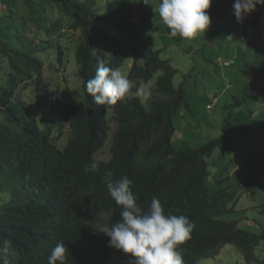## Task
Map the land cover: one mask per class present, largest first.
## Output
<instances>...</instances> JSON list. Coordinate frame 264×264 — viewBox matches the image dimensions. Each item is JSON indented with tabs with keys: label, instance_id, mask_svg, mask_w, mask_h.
Listing matches in <instances>:
<instances>
[{
	"label": "trees",
	"instance_id": "16d2710c",
	"mask_svg": "<svg viewBox=\"0 0 264 264\" xmlns=\"http://www.w3.org/2000/svg\"><path fill=\"white\" fill-rule=\"evenodd\" d=\"M103 1L0 0V59H7L20 75L15 84L31 80L39 93L32 106L22 97L4 96L16 113H22L16 118L22 136L13 153L6 155V181L0 189L12 195L11 182L19 177L27 181L25 172L33 168L32 184L41 187L36 192L44 199L51 197L48 204L61 215L49 221L45 209L36 210L38 199L30 211L19 193L16 200L0 197V214L11 213L0 217L1 242H14L10 264H48L51 249L61 242L68 249L67 264L134 261L131 254L110 247V237L100 232V223H115L121 212L102 182L108 170L115 180L127 176L133 181V192L145 210L158 197L166 213L185 215L195 224L191 238L181 246L184 264H202L225 244H233L248 263L264 264V225L251 230L245 216L234 215L248 209L237 207L239 194H255L253 185L258 186L260 178L229 188L208 184L207 158L223 139L199 147L174 144L175 118L187 100L184 86L175 84L178 69L161 58V49L135 41L137 29L132 16L124 14L121 0ZM258 6L256 24L264 18V5ZM37 53L52 55V62L39 60ZM97 56L117 69L132 58L128 78L137 87L157 76L148 103L133 98L96 104L86 81L95 74ZM4 131L10 134L8 128ZM229 140L225 147L234 149ZM107 144L110 155L100 156ZM94 160L99 163L96 171L90 167Z\"/></svg>",
	"mask_w": 264,
	"mask_h": 264
},
{
	"label": "rangeland",
	"instance_id": "374dc122",
	"mask_svg": "<svg viewBox=\"0 0 264 264\" xmlns=\"http://www.w3.org/2000/svg\"><path fill=\"white\" fill-rule=\"evenodd\" d=\"M121 1L124 14L134 17L131 20L138 34L134 37L135 41L140 39L149 46L161 49V58L169 60L178 69L175 84H182L186 90V104L175 118L177 132L174 144L185 146L188 143L199 147L213 139H223L213 155L207 158L208 184L218 189L260 178L258 186L253 185L255 194L248 191L239 194L237 207L247 206L248 209L234 213L239 217L245 216L248 223L245 226L251 230L260 229L264 225V97L252 95L254 88H263L262 83L252 81L257 70L264 73V45H255L252 34L241 37L237 33V19L230 9L235 0H212L208 9L211 24L206 33L194 40L170 35V30L154 10L159 0H148L147 3L142 0ZM219 7L223 13L218 12ZM70 46L74 48V44ZM132 65L133 60L129 58L118 69L128 76ZM156 79L157 76L142 85L150 95L155 89ZM214 98L217 102L209 108ZM147 99L143 101L148 103ZM228 138L234 149L225 147ZM99 155H110L108 144ZM258 252L262 253V250ZM201 262L263 264L248 263L233 244H225L217 256L204 258Z\"/></svg>",
	"mask_w": 264,
	"mask_h": 264
},
{
	"label": "clouds",
	"instance_id": "9594fccd",
	"mask_svg": "<svg viewBox=\"0 0 264 264\" xmlns=\"http://www.w3.org/2000/svg\"><path fill=\"white\" fill-rule=\"evenodd\" d=\"M142 1L143 3L148 2V0ZM211 5L212 0H159L154 10L158 13L159 19L170 30L171 36H179L184 40H194L199 35L206 33L211 24V16L208 12ZM257 5H264V0H235L232 13L238 22H243L248 14L257 9ZM53 35L51 33L52 37ZM33 37L34 34L31 33L30 42ZM31 45L32 43L29 44V47ZM72 49L74 51V48ZM93 55H96L94 50ZM37 57L41 61L52 62V55L44 56V54L37 53ZM96 60L95 74L86 81L87 93L96 104L115 105L117 102L127 103L133 98L145 100L150 96L148 90L137 87L125 73L113 67L108 59L97 56ZM5 69L6 71H4ZM52 70L49 69L48 72ZM19 76V74H15L7 59H0V162L3 161L0 164V186L6 181H4L6 170L4 161L8 158L6 155L13 153L22 136L21 133L18 134L17 126V117L22 116V113H16L14 107L5 101L4 96L10 100L22 97L25 101L28 100L27 102L32 106L35 102L34 97L39 94L34 85L31 84V80L19 79L15 84V80ZM216 102L217 99L214 98L210 106L213 107ZM8 119L14 120L9 121ZM6 128L10 130L9 135L4 131ZM90 167L96 171L99 169V163L94 160ZM25 174L27 181L19 177L15 182H11L13 184L12 195L4 193L0 189V197L3 200H16L19 193L18 198H23L28 203L27 209L30 211L34 208L32 202L38 199L37 202L41 204L37 205L36 210L41 213L42 209H45L44 212L48 220L57 221L61 215L53 206L48 204L49 201H53L50 199L51 197L44 199L41 194L36 192L41 187L38 188L32 184H35L33 168ZM102 182L106 185L110 197L121 208L120 219L115 223L111 225L106 222L100 223V232L110 237L109 246L122 250L126 254H131L135 258L133 264H184L181 246L191 238L195 224L185 215H175L170 211L166 213L158 197H153L147 210H145L138 203V197L133 192V181L127 176L115 180L113 172L108 170L105 171ZM1 214L8 218L11 213ZM3 221L2 219L0 221V237L2 233L4 235V231H1ZM11 238L14 239L15 235ZM13 243L8 239L1 242L0 238V264H10L8 257L11 254V246H14ZM67 252L66 245L62 242L58 243L50 251L48 264H67Z\"/></svg>",
	"mask_w": 264,
	"mask_h": 264
},
{
	"label": "crops",
	"instance_id": "0c3cea01",
	"mask_svg": "<svg viewBox=\"0 0 264 264\" xmlns=\"http://www.w3.org/2000/svg\"><path fill=\"white\" fill-rule=\"evenodd\" d=\"M258 11H259V7L257 8V10L248 14L243 19L245 21L236 22V30H237L238 34L242 35L241 37L247 36V33L254 35L253 42L255 45L256 44L258 45L260 43H262L264 45V18L261 20L260 24H256L255 18H256V14ZM261 34H263V35L260 37ZM263 64H264V61H263ZM252 83H257V84L262 83L263 84V88H260V89L254 88L252 90V91H254V94H252V95L254 97H258V96L264 97V73L261 72L260 70H257V74L254 73V79H253ZM254 113H255V111H254ZM254 113L252 114L253 118H255Z\"/></svg>",
	"mask_w": 264,
	"mask_h": 264
},
{
	"label": "built area",
	"instance_id": "2783aa9c",
	"mask_svg": "<svg viewBox=\"0 0 264 264\" xmlns=\"http://www.w3.org/2000/svg\"><path fill=\"white\" fill-rule=\"evenodd\" d=\"M228 64V62H226Z\"/></svg>",
	"mask_w": 264,
	"mask_h": 264
}]
</instances>
